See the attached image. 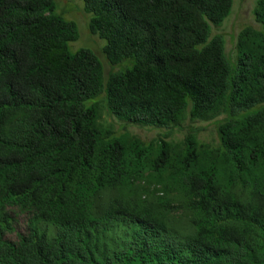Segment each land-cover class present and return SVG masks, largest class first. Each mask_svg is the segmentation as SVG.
<instances>
[{
    "label": "trees",
    "instance_id": "1",
    "mask_svg": "<svg viewBox=\"0 0 264 264\" xmlns=\"http://www.w3.org/2000/svg\"><path fill=\"white\" fill-rule=\"evenodd\" d=\"M80 1L0 0V264H264V0Z\"/></svg>",
    "mask_w": 264,
    "mask_h": 264
},
{
    "label": "rangeland",
    "instance_id": "2",
    "mask_svg": "<svg viewBox=\"0 0 264 264\" xmlns=\"http://www.w3.org/2000/svg\"><path fill=\"white\" fill-rule=\"evenodd\" d=\"M59 1L62 4L63 2H65L66 4L73 3L76 6L82 5L80 0H59ZM256 1L257 0H233V2L235 3L232 9L233 16L231 17L230 20H228L225 23V25L221 29L219 30L215 29L213 31V34H218L219 32H221L227 35L226 51H227V54L231 56L232 61H234L233 60L234 57L232 55L235 54L234 45H235L236 40L232 44L230 43L229 37L232 33H234L235 35L238 34L240 31H242L247 26L255 25L253 16H252V9L255 6ZM68 18L77 22L80 32H81L80 40L77 43H74L71 45L72 52H77L80 50V49H73V46L75 48H80V47L92 48L103 61V64L105 66V73L107 75L110 72V68L106 65V63L104 62V59H102L101 54H99V48H101L104 45V43L98 37L91 36L89 34L87 30V24L84 23L85 20H84L83 15L76 14L74 12V13L68 14ZM110 122H111L110 118L108 116H105L103 123L108 124ZM198 126H200V124ZM128 132H130L131 134H135L137 136H141L143 141L156 140V136L158 134L156 130L138 129V128H129ZM200 139H202L203 142H210L213 139V136L208 133L207 134L202 133L200 135ZM26 228H27L26 223L21 224L19 226L20 231H25ZM9 237L11 239H14L15 235H10Z\"/></svg>",
    "mask_w": 264,
    "mask_h": 264
},
{
    "label": "clouds",
    "instance_id": "3",
    "mask_svg": "<svg viewBox=\"0 0 264 264\" xmlns=\"http://www.w3.org/2000/svg\"><path fill=\"white\" fill-rule=\"evenodd\" d=\"M234 2H233V6H234ZM232 9H233V7H232ZM232 13H233V11H232ZM233 15H231L225 22H224V25H225V23L228 21V20H230L231 19V17H232ZM252 16H253V20H254V15L252 14ZM254 23H255V20H254ZM223 25V26H224ZM247 27H249V26H247ZM247 27H245V28H247ZM244 28V29H245ZM243 29V30H244ZM80 40V39H79ZM201 135V134H200ZM175 137H179V135H178V133L177 132H175ZM6 210L7 211H9V210H12L13 212H11L10 214H11V216H12V218L13 219H15V220H17L18 221V226H17V228H16V232H13V233H8L7 235H6V239L7 240H10V241H12V242H14V243H17L18 242V236H17V233H20V234H23V233H26L27 232V228H26V230L25 231H20L19 230V226L21 225V224H24V223H26V226H28V224H29V222H30V220H32L33 219V217H34V215H36L37 213H38V210L37 209H35V208H33V207H31L29 210H25V211H21L20 210V208L17 206V207H7L6 208ZM154 224H156V223H154ZM10 235H15V238L14 239H11L9 236ZM146 237H147V240H149L150 239V237H151V233H149V232H146Z\"/></svg>",
    "mask_w": 264,
    "mask_h": 264
}]
</instances>
